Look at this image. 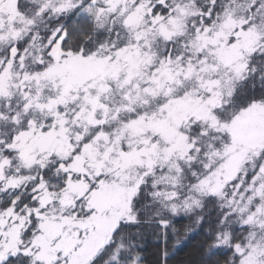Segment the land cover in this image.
I'll return each mask as SVG.
<instances>
[{
	"label": "snow or ice",
	"instance_id": "6c2138e0",
	"mask_svg": "<svg viewBox=\"0 0 264 264\" xmlns=\"http://www.w3.org/2000/svg\"><path fill=\"white\" fill-rule=\"evenodd\" d=\"M264 264V0H0V264Z\"/></svg>",
	"mask_w": 264,
	"mask_h": 264
},
{
	"label": "trees",
	"instance_id": "16d2710c",
	"mask_svg": "<svg viewBox=\"0 0 264 264\" xmlns=\"http://www.w3.org/2000/svg\"><path fill=\"white\" fill-rule=\"evenodd\" d=\"M198 237H193L191 241L182 245L179 249H177L174 254L171 256L169 260V264H188L194 258L195 251L194 245ZM156 242L149 238L146 242L145 247V255L149 264H154L155 261V248Z\"/></svg>",
	"mask_w": 264,
	"mask_h": 264
}]
</instances>
